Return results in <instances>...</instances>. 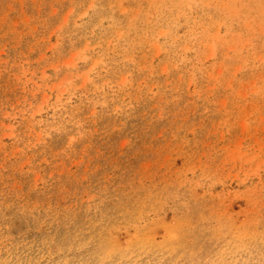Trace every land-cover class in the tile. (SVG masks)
<instances>
[{"label": "rangeland", "instance_id": "rangeland-1", "mask_svg": "<svg viewBox=\"0 0 264 264\" xmlns=\"http://www.w3.org/2000/svg\"><path fill=\"white\" fill-rule=\"evenodd\" d=\"M0 264H264V0H0Z\"/></svg>", "mask_w": 264, "mask_h": 264}]
</instances>
